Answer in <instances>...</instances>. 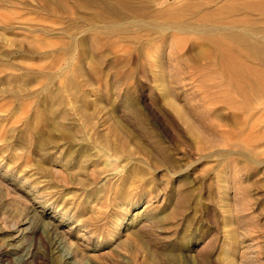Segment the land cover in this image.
<instances>
[{"label": "rangeland", "instance_id": "rangeland-1", "mask_svg": "<svg viewBox=\"0 0 264 264\" xmlns=\"http://www.w3.org/2000/svg\"><path fill=\"white\" fill-rule=\"evenodd\" d=\"M3 2L0 246L13 261L23 249L27 264H264V103H210L234 95L188 56L194 35L100 33L95 46L96 6ZM235 142L255 162L230 154Z\"/></svg>", "mask_w": 264, "mask_h": 264}, {"label": "bare ground", "instance_id": "bare-ground-1", "mask_svg": "<svg viewBox=\"0 0 264 264\" xmlns=\"http://www.w3.org/2000/svg\"><path fill=\"white\" fill-rule=\"evenodd\" d=\"M3 1L0 2V6H7L6 2ZM127 1L83 0L84 3L86 2V5H90L91 7L96 6L102 10L101 12L100 10L98 12L93 11L95 19H98V23L103 24L102 26L98 25L99 27H94L93 23L95 20H93L90 14L91 17L87 20L94 27V37L91 39V42H94L95 46L98 44V40L93 39H96L100 33L104 36L105 40H108L106 38L115 37L117 41L119 39L121 42L125 40L130 44H136L142 40L145 42H152L153 40L161 41L166 34L174 32L194 35L200 41H198L200 45H198L197 49L190 50L189 52L191 53H188V56L195 61L212 64L214 70L217 69L219 71L221 79L223 80L224 78L226 81L224 88L228 92H233L235 97L232 98L230 94L226 96L216 95L210 99V103L214 102L219 105L220 103H225L227 108L230 107L235 112H238V106L240 105L246 106L253 101H256L255 103H264V0H172V2L170 0H140L142 3L140 7H131ZM39 3H41L40 5L38 4L39 7L45 10V12L49 11L50 13L55 10L60 11V13L64 12L61 6L57 7V9L52 6L53 0H39ZM75 6H79V4ZM84 12L81 11L82 14ZM185 15L186 17H183ZM249 16H257L258 20L254 21L253 18V21L249 20ZM89 27L91 26L89 25ZM101 34L100 36H102ZM75 37L70 36L69 38L74 39ZM76 43L81 48H84L86 45L84 39H77ZM65 50L67 49L65 48ZM168 103L171 102L168 100ZM251 110L253 109L251 108ZM239 116L242 119H246L252 115L251 113H248V115L239 113ZM182 120L184 119L182 118ZM222 120H224V117ZM238 120L237 116L236 121ZM231 125V128H233V124ZM237 125L235 124V128L241 129L240 125ZM253 127L255 128V125ZM198 133L200 134L201 132ZM199 134L196 136H199ZM255 138L251 140L254 144H256L255 142L259 143L258 141L264 140L259 139V136L258 141ZM243 146L236 142L234 145L231 143V148L229 147L231 149L229 150L230 154L238 153L247 160L255 162V150L247 149L246 146ZM36 232L38 233L39 230H36ZM41 236L40 234L38 238L39 241L41 240L45 251L42 260L50 261L54 257L50 254V246L53 241L48 237L43 238ZM33 237H35V234ZM13 255H19L17 256L18 262L15 263L8 250L0 246V264H27L29 261V254H26L23 249H19V252H14Z\"/></svg>", "mask_w": 264, "mask_h": 264}]
</instances>
